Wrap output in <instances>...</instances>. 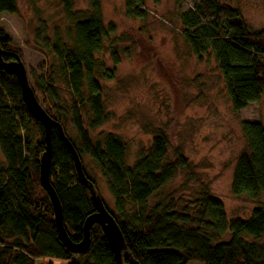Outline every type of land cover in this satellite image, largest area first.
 Returning <instances> with one entry per match:
<instances>
[{
	"label": "trees",
	"instance_id": "16d2710c",
	"mask_svg": "<svg viewBox=\"0 0 264 264\" xmlns=\"http://www.w3.org/2000/svg\"><path fill=\"white\" fill-rule=\"evenodd\" d=\"M88 1V11L74 12L72 0H61L64 19L72 26L66 30L67 44L57 33L52 45L45 38L44 46L51 48L57 72L48 78V84L35 83L32 89L48 100L50 114L46 113L63 131L67 125L74 127L76 140L65 136L80 161L83 156L90 158L105 179L114 201V212L107 211L116 221L128 253L138 264H264V243H260L264 205L254 209L247 220L227 222L221 201L206 188L184 206L158 197L179 171L190 166L179 152L173 162L165 163L168 142L163 135L154 137L150 149L141 152L131 166L126 164L124 144L114 135L91 142L78 107H86L91 129L107 121L100 81L111 80L113 72L99 74L96 55L113 33V26L104 25L100 0ZM194 9L181 15L184 39L192 54L199 62L203 55L212 54L233 112L258 102L264 97V29L248 32L239 17L232 26L209 21L212 9L214 14L221 10L210 0L201 1ZM2 13L17 15L16 1L0 0ZM125 15L145 19L144 0H126ZM204 21L207 24H202ZM0 48L21 58L2 30ZM111 58L114 69L118 64L115 52ZM56 80H61L72 96L70 108L62 114L49 93ZM239 127L245 148L237 156L230 190L234 197L257 200L264 196V126L241 122ZM43 149V129L25 109L16 79L0 72V153L4 160L0 167V264H115L96 225L90 230L89 249L79 255L67 252L59 242L51 204L38 178ZM83 172L94 185L84 168ZM49 176L62 208L65 231L77 243L82 223L94 208L90 192L78 182L71 155L55 130L51 133ZM156 197L158 202L150 205V199ZM226 233L228 240L223 241ZM123 261L128 263L125 258Z\"/></svg>",
	"mask_w": 264,
	"mask_h": 264
},
{
	"label": "rangeland",
	"instance_id": "374dc122",
	"mask_svg": "<svg viewBox=\"0 0 264 264\" xmlns=\"http://www.w3.org/2000/svg\"><path fill=\"white\" fill-rule=\"evenodd\" d=\"M15 1L17 15L0 14V30L11 40L12 49L20 51L31 87L35 83L48 84V78L57 69L52 50L43 41L47 38L52 45L57 33L66 43V30L72 26L64 19L61 0ZM125 1L100 0L103 23L106 27L112 25L113 33L103 41L104 47L96 55V69L108 76L112 71L113 78L100 81L107 114L105 123L89 128L86 107H78L91 142L101 141L107 134L114 135L124 144L126 164L131 166L141 152L150 149L154 137L163 135L168 142L165 163L173 162L175 152H179L190 166L187 171H179L158 197L184 206L195 193L206 188L221 201L227 222L247 220L254 209L264 205V196L257 200L234 197L230 186L237 156L245 148L239 125L258 120L264 126V98L261 103L233 112L212 54L203 55L199 62L190 51L181 15L189 10L195 12V5L203 0H144L143 20L126 17ZM210 1L221 10L214 14L212 9L209 21L232 26L239 17L248 32L264 29V0ZM72 10L88 11L89 1L72 0ZM112 52L118 58L114 69ZM53 87L49 93L62 114L70 108L72 96L61 80H56ZM35 96L50 114L48 100L40 94ZM64 133L70 140H76L72 125H67ZM3 163L0 153V167ZM81 164L106 209L114 212L113 198L93 161L83 156ZM158 197L150 199L149 204L158 202ZM228 237L226 233L222 240L227 241ZM260 243H264V236Z\"/></svg>",
	"mask_w": 264,
	"mask_h": 264
},
{
	"label": "water",
	"instance_id": "95a60500",
	"mask_svg": "<svg viewBox=\"0 0 264 264\" xmlns=\"http://www.w3.org/2000/svg\"><path fill=\"white\" fill-rule=\"evenodd\" d=\"M4 57L10 60H4ZM0 72L8 76H13L16 79L25 109L31 119L43 129L44 149L39 157L38 178L41 189L47 195L51 204L54 228L63 248L73 255H79L87 251L91 245L90 230L96 225L100 228L110 248L115 264H126L123 261L124 258L127 259V264H138L128 253L122 233L116 221L104 206L96 192L95 186L86 178L81 161L65 136L61 125L52 119L39 104L28 81L27 72L21 58L13 52L4 51L0 48ZM52 130L58 133L61 142L67 147L73 161L77 180L84 188L89 190L91 203L94 208V212L87 216L82 223L81 238L77 243L72 242L65 231L62 208L50 183Z\"/></svg>",
	"mask_w": 264,
	"mask_h": 264
},
{
	"label": "crops",
	"instance_id": "0c3cea01",
	"mask_svg": "<svg viewBox=\"0 0 264 264\" xmlns=\"http://www.w3.org/2000/svg\"><path fill=\"white\" fill-rule=\"evenodd\" d=\"M262 98H264V97H262ZM262 98L258 101V102H256V103H252V104H258V103H261V100H262ZM252 104H249L247 107H249L250 105H252ZM247 107H245L244 109H246ZM244 109H242V110H244ZM242 110H240V111H242ZM239 111V112H240ZM248 122H254V121H248ZM254 123H261V122H258V120H256ZM262 125H263V123H261Z\"/></svg>",
	"mask_w": 264,
	"mask_h": 264
}]
</instances>
